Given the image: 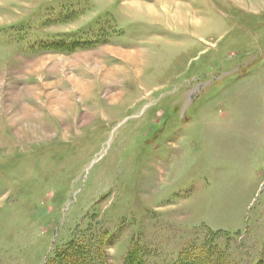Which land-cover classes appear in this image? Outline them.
I'll use <instances>...</instances> for the list:
<instances>
[{"label": "rangeland", "instance_id": "1", "mask_svg": "<svg viewBox=\"0 0 264 264\" xmlns=\"http://www.w3.org/2000/svg\"><path fill=\"white\" fill-rule=\"evenodd\" d=\"M254 1L0 0V264H264Z\"/></svg>", "mask_w": 264, "mask_h": 264}, {"label": "trees", "instance_id": "2", "mask_svg": "<svg viewBox=\"0 0 264 264\" xmlns=\"http://www.w3.org/2000/svg\"><path fill=\"white\" fill-rule=\"evenodd\" d=\"M91 247L82 242L69 241L65 246L57 249L50 264H92ZM204 257V256H203ZM200 255L183 252L175 264H211L209 259ZM215 263V262H214ZM126 264H145L140 259L137 247H131L126 254Z\"/></svg>", "mask_w": 264, "mask_h": 264}, {"label": "bare ground", "instance_id": "3", "mask_svg": "<svg viewBox=\"0 0 264 264\" xmlns=\"http://www.w3.org/2000/svg\"><path fill=\"white\" fill-rule=\"evenodd\" d=\"M241 2H242V0H240ZM254 0H251V3H252V5H255L254 4ZM244 3H245V1H244ZM251 6V5H250ZM153 9L152 8H150V11H152ZM197 22V21H196ZM120 54V53H119ZM123 54L125 55V56H129L130 58L129 59H131L132 57H135L136 55L135 54H130L129 52L127 53V52H123Z\"/></svg>", "mask_w": 264, "mask_h": 264}]
</instances>
